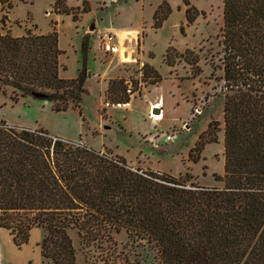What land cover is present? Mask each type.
<instances>
[{"label":"trees","instance_id":"obj_1","mask_svg":"<svg viewBox=\"0 0 264 264\" xmlns=\"http://www.w3.org/2000/svg\"><path fill=\"white\" fill-rule=\"evenodd\" d=\"M10 9L0 0V94L10 89L12 102L29 96L50 103L54 112L73 108L80 115L85 41L77 77L62 79L56 31L12 36ZM54 12H69L64 0H55ZM169 15L166 3L158 6L153 28ZM196 15L187 11V23ZM219 37L224 172L213 178L221 185L135 168L117 155L0 121V228L17 247L40 228L43 259L75 264L68 232L76 231L86 264H134L112 241L124 231L152 244L157 264H264V0H222ZM176 59L192 77L201 72L192 51L168 48L165 64L173 67ZM152 75L151 85L161 81ZM215 132L210 125L196 152L216 141Z\"/></svg>","mask_w":264,"mask_h":264},{"label":"rangeland","instance_id":"obj_2","mask_svg":"<svg viewBox=\"0 0 264 264\" xmlns=\"http://www.w3.org/2000/svg\"><path fill=\"white\" fill-rule=\"evenodd\" d=\"M8 2L11 9L6 27L12 36H22L25 30L39 34L56 31L61 51L58 63L61 75L67 79L76 77L83 66V41L86 43L85 75H91L90 70L97 67L94 61L102 55L97 46L98 35L119 27L134 30L136 39L125 43L132 51L134 62L121 63L117 57L103 55L101 60L116 72L109 81L112 83L108 82L105 98L122 100L127 88L136 97L127 112V120L121 121L119 113L109 120V115L98 109L100 91L91 81L83 85L82 116L73 108L54 112L50 103L26 96L30 99L19 100L12 108L0 107V115L6 121L15 125H38L65 136L80 134L79 139L68 141L85 146L82 139L93 150L98 148L108 155L116 154L135 168L173 177L187 174L204 187L221 185L213 176H222L224 172L222 72L219 69L222 0H64L68 13L54 12L55 0ZM162 3L169 6L170 15L160 28L154 29L153 15ZM83 7L87 11L81 13ZM3 8L6 10L5 5ZM193 10L197 15L188 24L187 11L192 15ZM91 25L93 30H89ZM168 48L177 54L192 51L201 72L192 77L190 67L182 59H176L173 67H168L164 62ZM144 66H148L150 74L146 75ZM153 71L161 77L154 86L150 84ZM157 98L161 99L164 112L159 123L152 122L144 111L145 102ZM3 99L12 102L10 89L0 94V101ZM100 116L103 120H99ZM210 125L216 130V141L204 144L198 153L195 147ZM193 158L198 159L193 161ZM68 235L75 252V264H86V251L76 231H69ZM43 237L42 229L32 228L27 242L17 247L9 231L0 229V264H52L41 256ZM112 241L121 257H128L132 263L157 264L152 244L124 231L113 234Z\"/></svg>","mask_w":264,"mask_h":264},{"label":"crops","instance_id":"obj_3","mask_svg":"<svg viewBox=\"0 0 264 264\" xmlns=\"http://www.w3.org/2000/svg\"><path fill=\"white\" fill-rule=\"evenodd\" d=\"M122 29H126L127 30V28H116V29H112V30H110V32H112V33H114V31H116V30H122ZM16 37H19V36H16ZM102 53V55L103 56H113V57H117V59H118V55H117V53L116 54H106V53H104V52H101ZM99 55V54H98ZM101 54L97 57V60H95L94 62H95V64L97 65V67L94 69V71H92V70H90V72H91V75H89V73H87L88 75H85V79H84V83H83V85H85V84H89L91 81L92 82H94L96 85H97V87H99V105H98V109H100V110H103L102 109V104L105 102V100L107 99V98H105V93H106V91H107V87H108V82L110 81V80H112L113 79V76H114V74L116 73L114 70H113V68L111 69L110 67H107V66H105V64H104V62L101 60L102 59V56ZM119 62H120V60H119ZM85 69H86V59H85ZM89 70V69H88ZM86 74V73H85ZM116 75V74H115ZM59 76L62 78V79H67V78H64L62 75H61V71L59 72ZM89 76L91 77V78H89ZM77 77V76H76ZM76 77H74V78H76ZM93 78V79H92ZM71 79H73V78H71ZM154 86V85H153ZM83 88H84V86H83ZM85 90V89H84ZM135 97L136 96H133V98H131V105H130V108L129 109H108V110H103V111H105V114L107 113L108 115H109V120H113V116H115L117 113H119L120 114V120L121 121H124V120H127V112L128 111H130L131 110V108H132V102L135 100ZM25 99H30V98H28V97H20V99H18L16 102H10L9 100H7V99H3L2 101H0V107H2V106H8L9 108H12L13 106H15L17 103H18V101L19 100H25ZM31 99H33V98H31ZM160 102V104H161V99L160 98H157V99H154L153 101H146L145 102V107H144V111H145V113L148 115V116H150L152 113H151V107H149L148 108V106L149 105H152V104H154L153 106H156L157 107V104ZM79 106H80V104H79ZM50 107H51V104H50ZM163 108V107H162ZM162 108H159L160 109V113L163 115L164 114V112H163V109ZM78 111V110H77ZM80 111H81V107H80ZM78 114H79V112H78ZM82 114V111H81V113H80V115L79 116H82L81 115ZM113 115V116H112ZM163 117H164V115H163ZM99 118V120H103L102 118H101V116L100 117H98ZM149 118V117H148ZM7 119H4V116H2V115H0V121H3V122H5L7 125H10V126H12V127H17V128H26V129H31V128H37V129H41V130H44V131H46L47 133H49L50 135H52V136H54V137H56V138H60V139H64V140H75V139H79V137L81 136L80 134H78V135H76V136H65V135H62V134H59V133H56V132H51L50 130H48L47 128H43V127H41V126H38L37 125V127H34V126H26V125H15V124H11L10 122H8V121H6ZM82 120H84V117H83V119ZM152 120V122H154L155 120H153V119H151ZM163 120V119H162ZM120 121V122H121ZM155 122H161V120L160 121H155ZM149 136H151V135H149ZM82 137V136H81ZM81 141L83 142V145H85V147H87V148H91V149H93L91 146L89 147V144L86 142V141H83L82 139H81ZM94 150H96V151H100V152H104V151H102V150H100V149H94ZM112 153V152H111ZM114 155V154H113ZM116 155V154H115ZM118 156V155H117ZM123 158V157H122ZM125 161H126V163H128V161H127V159H125V158H123ZM142 169V168H141ZM143 170H149V169H145V168H143ZM150 171H152V170H150ZM1 229V228H0ZM0 255H1V252H0Z\"/></svg>","mask_w":264,"mask_h":264},{"label":"built area","instance_id":"obj_4","mask_svg":"<svg viewBox=\"0 0 264 264\" xmlns=\"http://www.w3.org/2000/svg\"><path fill=\"white\" fill-rule=\"evenodd\" d=\"M98 42H97V46L98 49L106 54H116L117 50H118V43H117V39L115 37L114 34L110 33V32H104L98 35L97 38ZM134 93L132 92V90L130 88H127L125 90V98L122 100H108L106 99L105 102L102 104V109L103 110H108V109H129L130 105H131V98H133ZM152 116V114L150 115ZM50 138L53 141H60L62 143L65 144H69L72 146H76L79 147L81 146L79 143L77 142H71L68 140H64V139H60V138H56V137H51Z\"/></svg>","mask_w":264,"mask_h":264},{"label":"bare ground","instance_id":"obj_5","mask_svg":"<svg viewBox=\"0 0 264 264\" xmlns=\"http://www.w3.org/2000/svg\"><path fill=\"white\" fill-rule=\"evenodd\" d=\"M136 32L134 30H116L114 31L115 37H117V43H118V50H117V55H118V60H120L121 63H126V62H134V60L131 59V54L132 51L126 47L125 43H131L133 40L136 39ZM149 105L151 107V113L154 109H159L161 108L160 103L157 104L156 106ZM150 109V108H149ZM150 119H153L155 121H160L163 119V116L161 113L159 115H155L152 113V116H149Z\"/></svg>","mask_w":264,"mask_h":264},{"label":"water","instance_id":"obj_6","mask_svg":"<svg viewBox=\"0 0 264 264\" xmlns=\"http://www.w3.org/2000/svg\"><path fill=\"white\" fill-rule=\"evenodd\" d=\"M93 28H94L93 25H91L89 30H93ZM32 96H33L34 98H39V97H41V95H39V94H37V93H33ZM152 112H153V114H159V113H160V109H154Z\"/></svg>","mask_w":264,"mask_h":264}]
</instances>
